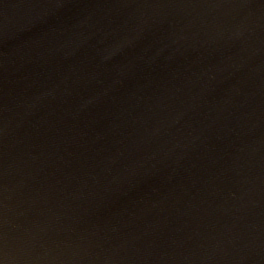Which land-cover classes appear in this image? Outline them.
<instances>
[{
    "label": "water",
    "instance_id": "water-1",
    "mask_svg": "<svg viewBox=\"0 0 264 264\" xmlns=\"http://www.w3.org/2000/svg\"><path fill=\"white\" fill-rule=\"evenodd\" d=\"M205 93L241 264H264V0H177Z\"/></svg>",
    "mask_w": 264,
    "mask_h": 264
}]
</instances>
